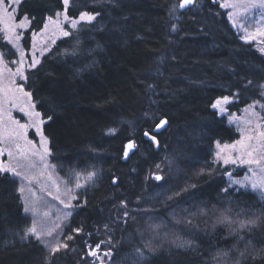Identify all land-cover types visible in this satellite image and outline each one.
<instances>
[{"label":"trees","instance_id":"trees-1","mask_svg":"<svg viewBox=\"0 0 264 264\" xmlns=\"http://www.w3.org/2000/svg\"><path fill=\"white\" fill-rule=\"evenodd\" d=\"M177 3L74 0L71 15L88 10L99 11L100 16L91 23L81 22V30H73V36L59 38L40 63L27 71L25 85L45 119L52 163L61 178L70 183L82 178L84 185L77 191L76 205L65 226V232L75 237L68 243L76 251L57 254L59 260L54 259L53 264H90V258L81 259L87 252L85 242L94 245L108 239L104 225L113 224L121 200H127L130 209L139 206L159 213L138 215L125 231L113 224L112 264H137L134 249L152 240L146 220L166 218L165 206L171 204L168 197L186 182L196 185L191 205H184L191 210L215 207L247 217L264 212V198L249 189L230 187L228 169L216 162V144L232 142L240 133L226 115L211 106L217 98L232 96L230 111H240L259 99L264 53L241 38L227 10L216 0H198V7L177 12L178 18H173L168 11ZM61 10L62 0H22L19 16L31 20L28 38L44 26L47 16ZM173 24L175 32L171 31ZM77 38L82 48L100 45L94 55L96 66L78 75L84 60L63 55ZM157 67H162V75H153ZM248 79L253 84L245 88ZM141 81L155 83L156 92L147 93ZM162 117L169 120L170 127L157 134L156 147L143 132L150 131ZM132 140L136 147L125 160V146ZM177 149L183 153L179 158H175ZM165 157L174 159L171 171ZM157 164L167 183L151 175L157 172ZM92 170L98 173L96 181L86 184V174ZM3 175L8 179H0V264H44L47 252L43 245L32 237L21 241L13 235L30 227L31 219L23 212L18 180L10 173ZM194 224L197 227L192 229L173 225L168 232L172 237L175 233L195 240L199 245L196 252L154 240L162 247L156 255L146 254V261L139 264H213L212 256L232 237L223 225L212 224L210 217H197ZM78 227L83 232L74 234L72 229ZM254 242L264 243V236L256 233Z\"/></svg>","mask_w":264,"mask_h":264},{"label":"snow or ice","instance_id":"snow-or-ice-1","mask_svg":"<svg viewBox=\"0 0 264 264\" xmlns=\"http://www.w3.org/2000/svg\"><path fill=\"white\" fill-rule=\"evenodd\" d=\"M99 2H103V0H99ZM108 3H112L113 0H107ZM22 3V0H0V23L5 24V30L9 33L8 39L10 43H13L19 53V59L16 61H11L12 63L17 64L18 66L15 69V72L11 74L14 76H19L22 80L27 81L28 76L25 75V51L24 49L19 47V40L21 39L20 35L15 33V29L17 27L24 28L27 24L31 23L30 18L27 15H24L19 22H15V16L17 13L18 5ZM75 6L74 0H62V10L55 12L56 19H53V16H47V23L44 24V31H48L49 25H54L56 31L63 37H70L74 35L73 30L80 31L81 29L78 26L81 22L91 23L100 16L99 11H88V10H81L78 12L77 15L73 16L70 14V7ZM230 5L224 4L221 7H229ZM198 7V0H178V3L171 7L168 11V15L173 18H178L176 16L177 12H188L192 11L194 8ZM230 17L232 14H229ZM34 19V17H33ZM235 23V21H233ZM64 25H67L68 28L65 29ZM237 27H243V25H237ZM171 31H177L176 25L173 24L171 26ZM247 32V29H245ZM257 36L264 37V29H257L256 32L250 33L248 35L242 36L241 38L244 40H253ZM36 33H33V39L35 40ZM137 39L143 40L144 37L138 36ZM55 41L53 40V43ZM33 48H35V44H33ZM100 48V45L97 44L96 48H82L81 42L77 38L76 43L70 48L65 49L63 55L65 57L71 58L72 60H84V64L81 68L77 69V75L85 70L91 69L96 66L97 61L94 59V55L97 49ZM264 52V49H261ZM15 55L16 53H9L0 51V65L7 68V62L5 61V57L8 55ZM87 58V59H85ZM175 59V57H173ZM40 63V60L36 57L35 51H33L31 56V63L27 64V68H35L36 65ZM160 65L165 63V59L163 57L159 60ZM11 72V69H9ZM153 75H162V67H157L155 73ZM141 83L145 86V90L147 93H155L156 92V84L155 83H147L145 81H141ZM253 81L248 79L243 87L247 88L248 86L252 85ZM259 99L254 100L251 104L247 106L245 111H250L251 115L257 118V122L255 123L254 127H247L248 125H252V120H246L244 123L246 127L241 129L244 133L243 138L237 140L235 144L229 146L225 145V148L231 147L232 149H236L239 155L236 158H233L231 155L223 157L224 164H236L238 161L241 164H248V165H259L264 169V131H261V128H264V124L260 123V121H264V115H261L260 112H257V106L261 110H264V82L259 84ZM8 94L15 99H19V97L15 96V93L22 94L23 97L27 98L29 102L32 99V92L25 91L23 85L17 86L15 91L12 89L6 90ZM238 97V93L235 94ZM233 102L232 96H223L217 98L215 102L211 105L212 108L217 109L220 113H226L228 111L227 105H230ZM29 108H34L35 105L29 103ZM25 108H20V111H25ZM27 115L29 117H36L40 118L41 113L35 111H28ZM147 116L148 114L145 113ZM156 114H153L152 119L155 120ZM50 120L51 117H48ZM15 125L18 126L19 129H22L23 132H19L16 130H10L6 133V138L10 141H16L19 137L23 134L26 136L27 130L29 127L34 128L35 132L41 137V144L44 146V153H48L49 150L47 148V137L44 136L42 131L41 125H43V119H37L32 125L29 124H21L18 120L14 121ZM165 126H169V120L165 117L160 118L157 122L152 125L151 130H145L143 135L148 139L149 142L153 143L157 147H159V141L157 140V134L160 132L161 129L165 128ZM110 132L114 133L115 129H110ZM0 136H3L0 133ZM255 141L256 143L253 144L252 142ZM29 144L32 141H28ZM239 145V148H237ZM134 142H129L125 146V151L123 153L124 157L127 158L129 154V150H133L135 148ZM219 147V144L217 145ZM167 148V145H165ZM17 153L20 158L25 160L28 159V153L24 149L21 148L19 143H16ZM3 153V149H0V154ZM177 157L181 156L183 153L177 149ZM8 157H12L13 153L8 151ZM31 155H36L35 152L31 153ZM217 157H220V153H216ZM41 161H43L44 157H40ZM164 163L169 167L171 171L172 165L174 163V159H169L165 157ZM47 167V165H44ZM36 165L34 163L28 164H4L0 162V179L7 180L8 177L3 174H11L12 178L19 177L20 180L27 181L29 184L36 179L35 176L26 175L23 169L28 168H35ZM157 169L161 168L160 164L155 165ZM21 169V170H18ZM203 173L201 170L200 175ZM255 174V173H254ZM79 175V174H77ZM97 171L92 170L88 171L86 174V181L85 183L91 181L95 183L97 178ZM152 176L156 181H164L167 183L168 181L165 180V177L156 173H152ZM230 178V184H240L241 187H244L243 182L232 180L231 173H228ZM13 182H15L13 180ZM117 183V178L112 179V184ZM163 185H158V187H162ZM77 188L84 187L81 185L79 181L76 183ZM253 188H256L257 185L255 183L252 184ZM196 185L194 183L186 182L185 185L177 192H175L172 196L168 197V200L171 201V204L165 206V214L170 218L171 222L174 225H183L185 228H196L197 226L194 224V220L197 217L208 216L210 212L215 213V207L209 208H201L196 207L194 211L190 210L188 207H184L185 204L191 205V197L195 196L194 189ZM18 191L23 195L25 192V188L23 183L19 187ZM31 191V189H29ZM222 191L227 192V188H223ZM190 194V195H189ZM51 195V193H49ZM56 199H59L57 196ZM72 199H76L75 196ZM62 204L65 202L63 200L60 201ZM65 207H72L71 203L65 204ZM23 212L29 213L31 212L33 215L37 213V208L35 204H30L28 200L23 201ZM230 209H226L224 212L220 213L216 216L215 223L223 224L228 227V236L232 237V240L228 243V245L223 248L219 249L215 255L212 256L213 264H264V243H256L254 242V236L256 233H261L264 236V212L259 214H253L248 216L244 219L240 218H233L229 215ZM151 213L152 216L158 215V210L156 209H144L142 207H137L136 209H130L128 206L127 200H121L119 202V206L117 208V214L113 221V224L116 227H119L121 231H125L127 226L130 222H135L136 217L138 215H147ZM45 216L48 215L47 212L44 213ZM163 215V214H160ZM113 224H105L104 228L106 230V234L108 235V239H101L98 242H95L94 245L91 243L85 242V248L87 252L85 256L81 257V259L91 258V264H112V256H113V241L111 239V233L115 230ZM162 223H152L149 225V228L154 233L153 239L143 242L140 247L134 249L135 253L139 257L137 264L139 261H146V254L147 256H153L157 254V250L162 247L161 244L154 243L153 241L156 240L160 236V228L162 227ZM56 227H60L57 225ZM53 229L51 228H44L41 227L38 229L37 224L35 221L32 222L30 227L21 229L19 233H13L14 236H18L21 241L29 240L30 237L34 238L37 242L43 245L44 249L47 252V255L44 258V264H53V260H59V256L57 254H67L68 252H74L76 249L72 248L68 241L74 240V235L63 234L64 239H55L53 240H46L45 237H52L53 236ZM74 234H79L83 232V228H75L72 229ZM87 236H91L92 233H87ZM169 233L165 232L164 237L167 238ZM175 236V239L172 240V243L178 249H187L189 251L196 252L199 248V245L193 239H185L175 233H172ZM10 243H14L15 241H9ZM102 246L104 249L102 250ZM202 255V254H201ZM204 264H208L207 261Z\"/></svg>","mask_w":264,"mask_h":264},{"label":"rangeland","instance_id":"rangeland-1","mask_svg":"<svg viewBox=\"0 0 264 264\" xmlns=\"http://www.w3.org/2000/svg\"><path fill=\"white\" fill-rule=\"evenodd\" d=\"M220 5L228 4L229 7H223L227 10L228 15L232 14L230 17V21L233 26L237 29L241 36L248 35L250 33L256 32L257 29H264V0H216ZM19 6L17 8V13L15 16V22H19L22 17L19 16ZM53 19H56L55 14L52 15ZM235 21V23L233 22ZM47 23V21H46ZM243 25V27H237V25ZM65 29L68 28L67 25H64ZM29 28V24L26 25L24 28L17 27L15 29V33L19 34L21 39L19 40V47L24 49L25 55V75H27V64L31 63V56L33 51L36 53V57L41 60L43 55L47 53L53 46V44L61 37L59 32L56 31L54 25H49L48 31H44V26L39 29L35 30L31 33L30 39L27 35V29ZM247 29V32H245ZM33 33H36L35 40L33 39ZM9 33L5 30V24L0 23V51L9 52V53H16L15 55H8L5 57V61L7 62V68L0 65V133L3 136H0V149H3V153L0 154V162L4 164H28L34 163L36 165L35 168H28L23 169L26 175L35 176L36 179L33 180L31 184L27 181H21L19 177H15L19 182V187L21 183L25 188V192L22 195L23 201L26 199L30 204H35L37 208V213L33 215L31 212L26 213L30 219L31 224L33 221L36 222L38 229L41 227L44 228H51L53 229V236L52 237H45L46 240H55V239H64L65 226L69 221L71 212L73 211L76 205L77 199V191L79 188L76 187L77 181L81 185L82 178L77 179L75 183H70L67 180L61 178L57 172L55 165L52 163L51 160V149H50V142L48 137L45 135L44 132V123L45 119L43 118L42 114L40 118L36 117H29L27 115L28 111H35L39 112L36 108V104L31 99V102L27 100V98L23 97L20 93H15L16 97L19 99H15L14 97L10 96L7 89H12L15 91L17 86L23 85L25 91H29L26 88L25 81L22 80L18 75L14 76L11 73L15 72L16 67L18 66L11 61H16L19 59V53L14 46L13 43L9 42L8 39ZM53 40L55 41L53 43ZM253 42L260 50L264 49V37L257 36L253 40H247ZM28 44V46L26 45ZM33 44H35V48H33ZM264 53V52H263ZM11 69V72L9 71ZM29 103L35 105L34 108H29ZM248 106V105H247ZM247 106L243 107L240 111H230L229 105L226 107L228 111L226 113L220 114L226 115L229 121L234 124V126L238 129L240 135L239 137L232 141V142H218L215 147V160L219 163L222 167L227 168L228 171L226 173L228 183H229V176L228 173H231V179L241 181L244 184V187H241L240 184H230V187H236L237 189H249L255 191L256 193L260 194L264 198V169H262L259 165H248V164H241L239 161L236 164H224L223 157L231 155L233 158H236L239 153L236 149H232L231 147L225 148V145H233L237 140L243 138L244 133L241 129L246 127L245 121L252 120L253 124L248 125L247 127L251 128L254 127L255 123L257 122V118L251 115L250 111H245ZM25 108V111H20V108ZM257 112H260L261 115H264V110H261L259 106L256 109ZM37 119H43L44 123L41 125L42 131L44 136L47 137V148L49 152L46 154L44 153V146L41 144V137L35 132L34 128L29 127L27 130L26 136L21 135L18 140L10 141L6 138V133L10 130H16L19 132H23L22 129H19L17 125H15L14 121H19L21 124H29L32 125ZM260 123L264 124V121H260ZM264 131V128L260 129ZM28 141H32L31 144ZM16 143H19L22 149L28 153V159L25 160L20 158L17 149ZM253 144L256 142L253 141ZM219 144V147L217 145ZM239 148V145H237ZM11 151L13 156L10 158L8 157L7 153ZM35 152L36 155H31V153ZM220 153V157H217L216 153ZM43 156L44 159L41 161L40 157ZM47 165L45 167L44 165ZM21 170V169H18ZM162 167L157 170L156 174L162 175ZM255 173V174H254ZM152 175V173H151ZM255 183L257 185L256 188L252 187V184ZM183 187V186H182ZM31 189V191H29ZM51 193V195H49ZM59 199H56V197ZM75 196L76 199H72ZM63 200L65 203L62 204L60 201ZM71 203L72 207H65V204ZM191 210V207H188ZM193 209L192 211H194ZM215 213L210 212L207 217L211 218L212 224L215 225H223L215 223L216 216L220 213L224 212L225 210L215 209ZM47 212L48 215L45 216L44 213ZM229 215L233 218H240L244 219L247 216L242 214L239 215H232L229 212ZM205 217V216H204ZM152 223H162V227L160 228V236L156 239L161 244L166 245H174L172 240L175 237L168 235L167 238L164 237V233L168 232L171 229V226L174 224L171 222L170 218L167 216L166 218H162V216L157 217L155 220L147 219L146 220V232L153 239L154 233L149 228V225ZM30 224V226H31ZM60 225V227H56ZM225 228L228 227L223 225ZM68 234V233H66ZM104 246H102V250ZM91 264V258H90Z\"/></svg>","mask_w":264,"mask_h":264},{"label":"water","instance_id":"water-1","mask_svg":"<svg viewBox=\"0 0 264 264\" xmlns=\"http://www.w3.org/2000/svg\"><path fill=\"white\" fill-rule=\"evenodd\" d=\"M165 127H166V126H165ZM163 129H164V128H163ZM163 129H161L160 132H161ZM160 132H159V133H160ZM131 142H134V141L132 140ZM134 143H135V142H134ZM127 144H128V143H127ZM156 147H157V146H156ZM134 149H135V148H134ZM134 149H133V150H129V154H128L127 158L124 157L125 160H127V159L130 157V155L133 153Z\"/></svg>","mask_w":264,"mask_h":264},{"label":"bare ground","instance_id":"bare-ground-1","mask_svg":"<svg viewBox=\"0 0 264 264\" xmlns=\"http://www.w3.org/2000/svg\"><path fill=\"white\" fill-rule=\"evenodd\" d=\"M129 143V142H128Z\"/></svg>","mask_w":264,"mask_h":264}]
</instances>
